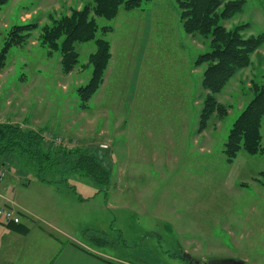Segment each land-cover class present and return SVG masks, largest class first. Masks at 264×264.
<instances>
[{"label":"rangeland","instance_id":"rangeland-1","mask_svg":"<svg viewBox=\"0 0 264 264\" xmlns=\"http://www.w3.org/2000/svg\"><path fill=\"white\" fill-rule=\"evenodd\" d=\"M244 1L224 25L248 23L246 37L263 34L264 0ZM89 2L9 0L3 7L0 50L11 27L39 26L26 45L11 49L0 72V125L37 131L53 150L93 155L111 172L108 192L74 176L68 183L74 189L39 188L34 168L13 156L0 158L6 194L31 205L37 228L62 242L72 236L120 264H190L184 253L192 264H264V155L242 150L229 164L224 153L253 96L252 82L264 83V45L217 95L226 114L215 113L200 131L206 65L195 61L210 51L209 41L184 31L174 0L121 7L112 20L97 18V37L113 44V59L82 111L77 89L91 78L95 42L76 44L79 64L65 74L60 53L51 56L41 35L44 26ZM103 27L112 31L103 35ZM262 137L264 145V121ZM86 228L111 246L90 242Z\"/></svg>","mask_w":264,"mask_h":264},{"label":"trees","instance_id":"trees-1","mask_svg":"<svg viewBox=\"0 0 264 264\" xmlns=\"http://www.w3.org/2000/svg\"><path fill=\"white\" fill-rule=\"evenodd\" d=\"M174 1L180 9L184 31L188 35H199L209 41L210 51L201 54L195 61L196 67L206 65L202 78L206 96L199 127L203 131L215 113L226 114V109L217 100V95L238 72L251 66L253 56L264 45V33L246 37L244 33L249 30L250 24L237 25L232 29H227L224 25L225 21L241 12L245 5L244 0ZM8 2L9 0H0V13ZM142 5L143 0H91L82 9L72 10L70 15L54 20L50 26H44L41 44L49 49L50 55L60 53L65 74L73 72L79 64L77 43L96 44V51L90 55L87 65L92 68L91 78L87 84L77 89L79 108L82 111L89 109L90 102L104 84L105 73L112 59L110 41L105 37H97L100 30L97 18L112 20L118 16L121 7L131 11L141 8ZM38 26L37 22H31L11 27L0 50V72L6 67L11 49L26 45ZM111 31L109 27L102 28L103 35ZM252 93V98L235 121L225 144L224 153L229 164L234 163L242 150L249 155H264V83L252 82ZM51 147L46 146L43 134L37 131L11 123L0 125V158L18 156L25 164H30L25 165L26 167L34 168L35 177L39 181L55 185L58 190H61L62 185L74 189L68 185L70 177L74 176L91 181L101 192H108L111 172L99 159L80 150L67 151L60 148L57 151ZM63 163L65 168L60 169ZM87 234L90 242L111 246L104 237H96L86 228L83 235Z\"/></svg>","mask_w":264,"mask_h":264},{"label":"crops","instance_id":"crops-1","mask_svg":"<svg viewBox=\"0 0 264 264\" xmlns=\"http://www.w3.org/2000/svg\"><path fill=\"white\" fill-rule=\"evenodd\" d=\"M80 7L81 5L77 9ZM111 47L113 59V44ZM41 184L43 183L40 182L39 188L52 187ZM60 192L61 190H58V193ZM0 194L3 196L0 202L5 204L6 199H9L22 216V222L18 225L0 222V264H120L114 258L93 250L72 236L65 234L70 238L62 242L43 226L37 228L33 220L29 219L39 218L34 213L35 210L30 204L6 194L3 181Z\"/></svg>","mask_w":264,"mask_h":264},{"label":"built area","instance_id":"built-area-1","mask_svg":"<svg viewBox=\"0 0 264 264\" xmlns=\"http://www.w3.org/2000/svg\"><path fill=\"white\" fill-rule=\"evenodd\" d=\"M68 147V145H65ZM7 169L6 166L0 161V187L1 183L6 177ZM3 198V196L0 194V199ZM9 203V204H8ZM21 213L18 211V209L12 205V202L9 199H6V203L2 204L0 202V222L4 224H21L22 218Z\"/></svg>","mask_w":264,"mask_h":264},{"label":"water","instance_id":"water-1","mask_svg":"<svg viewBox=\"0 0 264 264\" xmlns=\"http://www.w3.org/2000/svg\"><path fill=\"white\" fill-rule=\"evenodd\" d=\"M183 258L190 261V264H192L193 259H192V256L190 254L184 253ZM196 264H198V262H196Z\"/></svg>","mask_w":264,"mask_h":264},{"label":"flooded vegetation","instance_id":"flooded-vegetation-1","mask_svg":"<svg viewBox=\"0 0 264 264\" xmlns=\"http://www.w3.org/2000/svg\"><path fill=\"white\" fill-rule=\"evenodd\" d=\"M199 264V263H198Z\"/></svg>","mask_w":264,"mask_h":264}]
</instances>
